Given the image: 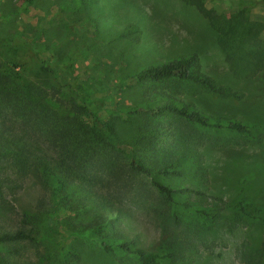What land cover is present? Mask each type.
<instances>
[{"label":"rangeland","instance_id":"rangeland-1","mask_svg":"<svg viewBox=\"0 0 264 264\" xmlns=\"http://www.w3.org/2000/svg\"><path fill=\"white\" fill-rule=\"evenodd\" d=\"M203 4L224 18L249 7L247 16L262 24L259 38L264 42V3ZM216 37L193 0H0V68L6 63L30 83L25 95L39 99L49 127H63L60 137L77 141L80 126H90V116L78 107V87L88 93L85 104L90 110L113 125L110 142L99 152L120 170L121 182L97 181L82 191L72 183L70 189L91 201L86 211L109 213L116 207L117 227L136 246L163 254L162 264H248L252 255L254 262L260 259L257 264H264V223L227 206L243 194L253 201L248 211L256 214L260 209L264 215V72L236 74ZM193 52L205 73L241 97H217L189 83H170L177 98L193 102L212 117L255 126L256 137L196 126L200 142L189 138L174 147L173 136L167 134L154 149L142 146L143 121L131 111L145 103L152 84L136 83L131 77L147 65ZM13 152L0 151L7 166V180H0L5 203L0 231L21 229L33 239L5 244L1 253L16 264H135L121 250H107L71 233L72 223H78L85 211L50 216L38 210L37 200L44 193L46 209L52 208V195L44 191L42 172L32 168L22 176L11 159ZM77 152L82 157V150ZM168 156L177 159L183 175L162 181L202 191L177 196L210 209L216 214L213 222L189 212L175 218L151 176L137 166L159 165ZM55 163L49 166L56 171ZM97 191L103 203H96Z\"/></svg>","mask_w":264,"mask_h":264},{"label":"trees","instance_id":"trees-1","mask_svg":"<svg viewBox=\"0 0 264 264\" xmlns=\"http://www.w3.org/2000/svg\"><path fill=\"white\" fill-rule=\"evenodd\" d=\"M193 1L216 31L217 44L224 52L234 72L236 74L244 71L248 74L262 70L264 72V42L259 38L262 24L255 23L248 18L249 7L244 6L237 15L224 18L212 10L205 9L203 0ZM258 2L264 3V0H258ZM236 42L237 44H234ZM43 68L51 72L48 67L43 66ZM131 78L136 83L152 84L147 88L145 103L131 111L142 118L139 142L148 149H154L167 134L173 136L175 142L171 144L174 147L189 138L200 142L199 135L194 131L196 126L213 130L229 129L248 137H256L253 130L255 126H249L231 118L212 117L197 108L193 102L177 98L170 83H189L217 97L235 100L241 97V94L218 83L215 78L205 73L202 70L199 56L195 52L180 54L172 59L147 65ZM29 87L30 83L23 78L21 73L14 71L6 63H2L0 68V151L15 150L11 159L22 172V176H26L32 168L42 172L40 177L44 184V191H50L52 195V208L46 209L44 193L37 200L38 210L50 216L63 213L79 214L85 211L83 218L71 225L70 230L74 236L95 240L110 251L121 250L135 259V264H162V259L165 258L163 254L136 246L134 239L126 237L117 227L119 221L113 214L117 211L116 207H112L109 213L98 208L86 211L91 201L85 195L75 196L76 192L70 189L72 183L77 184L82 191L90 189V186L97 181L103 182L104 180L111 182L110 184H117L123 179L120 170L111 166L108 155L103 156V152H99L110 142L109 137L114 132L111 122L102 120L95 111L90 110L85 104V96L88 93L78 87L80 102L78 107H80V112L90 116V126H80L82 130L78 134L77 141L67 136L60 137L64 128L57 126L55 130L49 127L39 105V99L25 95L24 89ZM78 149L82 150V157L78 156ZM4 160L5 156L0 158V180L6 181L7 177L3 172L7 170V166ZM54 161H56V171L49 166V163H54ZM177 164L175 157L168 156L159 165L144 167L138 164L137 166L151 176L159 194L172 207V215L175 218L183 212H189L196 214L198 218L213 222L216 214L210 209L184 201L177 196V193L186 192H196L202 195V191L189 187H173L162 181V177L183 175V170ZM96 194L98 195L96 203H103L102 193L97 191ZM252 204L253 201L250 198L239 194L228 202L227 206L244 217L258 219L264 223V215L261 214L260 209L256 210V214L248 211ZM4 209L5 203L2 188H0V216ZM26 239H33V235L21 229L12 232L0 231V249L10 242ZM69 254L75 259H80V255L76 252ZM248 259L251 264H257L260 260L257 259L254 262L253 255ZM0 264L16 263L10 261L0 251Z\"/></svg>","mask_w":264,"mask_h":264}]
</instances>
